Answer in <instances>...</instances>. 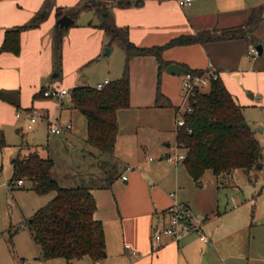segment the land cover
<instances>
[{
	"label": "crops",
	"instance_id": "1",
	"mask_svg": "<svg viewBox=\"0 0 264 264\" xmlns=\"http://www.w3.org/2000/svg\"><path fill=\"white\" fill-rule=\"evenodd\" d=\"M80 1L55 0L56 6L64 9ZM42 2L43 0H0V46L6 37V30L29 21L39 10ZM260 4L264 6V0H193L187 6L179 5V0H147L141 6L114 5L112 12L117 25L127 28L133 43L150 46L165 44L181 34H195L200 29L224 28L240 24L247 18L249 10ZM57 19L54 8L39 26L22 31L19 53L0 50V90L8 92L10 98L8 100L0 97V130L3 131L7 144L0 147V154H3L4 148L10 146L8 141L12 129L23 133V126L32 129L40 120H45L42 118L28 126L30 108H39L48 116L60 112V119L65 115L63 120L71 124L78 113L84 115L82 112L77 113V108L72 106L69 94L63 98L62 105L57 108L54 100L42 95V90L48 86L59 85L70 91L74 86L87 85L83 83L87 81V77H78L77 70L83 63L99 60L104 54L108 37L103 29L97 26L98 18L94 11L91 9L82 11L75 19V24H71L66 29L62 44V67L56 71L53 59V31ZM262 25L264 18L253 33L256 38L255 45L263 44L261 42L263 37L259 31ZM236 40L244 41L242 54L245 55L249 47L254 45L244 38ZM228 41L212 42L210 45L214 53L213 51L211 53L207 44L196 42L166 48L163 57L187 68L205 71L210 69V64H214L227 89L243 107L245 114V108L259 104L254 97L260 89L264 90V67L255 64L251 70H241V55L233 59L229 51L226 53L221 50L220 44ZM130 63L132 75L130 106L120 108L118 111L119 132L113 157L102 153L98 147L88 142L87 135L79 137L83 142L88 143L89 154L97 157L101 162L99 167L103 174H99L100 182H95L93 178L87 180H89L88 184L92 185L91 189L97 204L94 217L104 224L106 256L95 260L85 255L72 261L71 264H230L227 261L239 254L222 253L221 235L229 230H235L241 222L226 227L225 232L222 231V225L226 222L225 218L231 216L236 208L230 212L224 210L222 214L220 211L222 204L216 199L217 208L214 212L215 202L208 193L211 187L205 185L204 180L206 171L200 181H196L183 162L174 163L165 158V155L172 153V150L176 151L175 118L176 108L182 102L183 74H171L164 70L161 76V91L170 98L172 106L159 107L155 105L158 81V62L155 56L135 55L130 59ZM57 76L61 78V82L54 81ZM260 80L263 84L259 89L255 83ZM125 110L129 119L123 124L122 114ZM73 129L62 132L71 134ZM171 136L174 138V143L170 140ZM150 141L154 150V156L150 157L153 159L148 157L146 160L147 157L144 155V159L141 160L139 156L141 148L143 151L148 148ZM22 145H19V149ZM164 146L169 147L167 149ZM15 156L11 159L12 174ZM102 157L104 159H101ZM113 158L116 160L113 161ZM107 160L109 164L106 165V169L111 168L113 164L118 165V160L121 162L120 176L109 186L102 187L107 174L104 173L103 165ZM263 166L264 155L262 166L257 169L262 172ZM123 174H127L126 180L122 179ZM11 179L12 177L0 176V211L3 208L13 209L10 199L14 198L13 189L24 186L26 182L24 180L22 185L14 182L9 188ZM211 184L214 190L216 186L217 188L224 186V183H219L215 174ZM229 184L231 185V182ZM172 191L177 193L180 200L187 202L191 208L202 214V229L210 238L208 242L201 240L195 232H189L180 241L165 238L160 243L154 242L155 230L169 222L168 209L172 204L170 196ZM230 201L235 204L237 202L234 196ZM210 210L214 212L213 218L208 215ZM29 234L32 237L30 232ZM33 242L37 255L34 256L32 263L19 253H15L10 260L0 248V264H67L64 257L41 259L39 247L34 239ZM127 243L139 253V256L133 255L131 250L126 248ZM155 244L157 247L154 249L152 246Z\"/></svg>",
	"mask_w": 264,
	"mask_h": 264
},
{
	"label": "trees",
	"instance_id": "2",
	"mask_svg": "<svg viewBox=\"0 0 264 264\" xmlns=\"http://www.w3.org/2000/svg\"><path fill=\"white\" fill-rule=\"evenodd\" d=\"M147 0H81L69 8L56 6L55 0H43L39 10L22 25L9 28L0 46L2 51L20 52L21 32L34 28L47 19L56 8V16L63 14L77 19L86 9L94 11L98 18L97 26L106 33L107 45L116 43L125 50V69L118 79L109 80L102 89L93 85L74 86L69 91L72 106L86 117L87 141L94 144L104 154L113 157L119 132L117 114L120 108L130 106L129 60L135 55H154L158 62L155 105L172 106L168 96L161 91V76L172 63L165 60L166 48L185 44H203L245 38L254 42V31L264 18L262 4L252 7L247 18L240 24L224 28L200 29L195 34H181L162 45L139 46L130 40L127 28L117 25L112 7L141 6ZM162 1V0H160ZM75 24V21L72 23ZM66 29L55 26L53 31V59L56 71L62 67L63 39ZM193 74H204L203 69H192ZM9 93L0 90V97L10 99ZM179 147L185 151L183 163L192 178L200 181L205 171L212 170L219 183L225 177L231 179L236 168L251 172L262 166V145L255 135L252 125L246 119L243 107L239 105L221 77L210 80L208 90L198 92L193 111L185 113V125L176 134ZM3 131L0 130V147L6 146ZM27 151V152H26ZM104 162V161H103ZM103 170L107 173L102 187L109 186L120 176L118 167L113 164ZM54 159L41 155L39 147L24 143L13 162V176L10 187L19 179L30 181L31 189L38 194L55 192L43 207L26 220V226L40 250V258L64 257L67 264L85 255L99 260L106 252L104 224L94 217L97 208L92 185L75 184L66 186L52 174ZM18 230L16 227L9 238Z\"/></svg>",
	"mask_w": 264,
	"mask_h": 264
},
{
	"label": "rangeland",
	"instance_id": "3",
	"mask_svg": "<svg viewBox=\"0 0 264 264\" xmlns=\"http://www.w3.org/2000/svg\"><path fill=\"white\" fill-rule=\"evenodd\" d=\"M259 31L263 37L261 42L264 44V25L260 27ZM255 41L256 38H254V42ZM206 44L209 46L211 53L212 51L214 53L210 45L211 43ZM220 45H222V52L228 53L229 51L233 59H236L239 54L241 55V70H251L254 68L255 64L258 67H264V52L258 54L256 59H250L244 53L242 54L244 41L229 40ZM104 48V54L99 60L91 63H83L77 70V73H79L78 77H87V81L83 83L95 86L99 80L104 81L105 77L113 81L122 76L126 64L125 50L116 43H113L111 46L107 45ZM107 48H111L113 51L107 54ZM129 66L130 79L132 77L131 63ZM54 79V81L61 82L59 76ZM263 82L260 80V82H256L255 84L260 89ZM208 89L209 86L203 87V90ZM254 100L259 102V104L245 108L244 115L252 125L255 135L262 145V153L264 155V90L261 91L260 89V91L256 92ZM76 110L77 113L82 112L79 109ZM59 113L60 112L55 113L53 121L56 123H65L63 120L65 115L62 117L63 119H60ZM123 113L122 121L123 124H125V121L129 119L125 114L128 112L125 110ZM72 124L74 129L71 134H66V132H62L58 135L51 134L48 123L43 119L32 129L23 126V133H18L15 129H12L8 141L10 146L4 148L3 154H0V168L2 166L0 172L1 178L12 177L11 159L19 150V145L28 142L37 145L42 156L49 154L52 159H54L52 174L62 185L71 186L80 183L86 184L89 182V180H87L88 178H93L95 182H100L99 174H103L99 167L101 162L97 157L89 154L88 143L83 142L82 139L79 138L80 136L85 137L87 135L85 116L78 113L77 116L73 118ZM152 137L154 140V136ZM173 139V136H171L170 140L172 143H174ZM151 143L152 141H150V144ZM150 144L144 151L141 148L142 151H140L139 155L141 160L144 159V155L147 157L146 160H148V157L154 156V150L152 149V144L151 146ZM168 147L166 148L168 149ZM179 151L182 152L184 149L180 148ZM173 152H175V150H172V153ZM101 159H104V157ZM114 160H116V158H113V161ZM120 166L121 162L118 160V171H120ZM262 169V172L259 171L260 169H254L250 173L246 172L244 169L236 168L232 174L231 181L224 177L221 180L224 186L221 185L218 188L216 186L215 190L214 186L211 184L214 179L212 170H207L204 175L205 185L208 184L211 187V191L208 192L209 196L211 200L215 202L213 211L215 212L217 208L216 199L222 204L220 207L222 214L224 210L230 212L236 208V211L232 213L231 216L225 218V227L222 225V231L225 232L224 229L226 227H231L234 223L241 222L235 230H229L221 235L222 253L224 255H226V252L235 253V255L239 254L227 261L230 264H264V166ZM229 182H231V185ZM13 191L14 198L10 196L13 209H11L9 205L11 210L3 208L0 211V248L6 253L10 260L13 259L15 253H19V255L28 258L30 263H32L34 256L37 255V250L32 237H30L26 226V220L38 209L43 207V205L55 195V192L38 194L35 190L31 189V182L29 180L25 182L24 186L17 187L13 189ZM232 196L236 198V204L230 201ZM192 210L201 218V213L196 211L195 208H192ZM213 211H208V215L211 218L214 216ZM16 227L18 230L14 233L10 241L9 236L11 232H14Z\"/></svg>",
	"mask_w": 264,
	"mask_h": 264
},
{
	"label": "built area",
	"instance_id": "4",
	"mask_svg": "<svg viewBox=\"0 0 264 264\" xmlns=\"http://www.w3.org/2000/svg\"><path fill=\"white\" fill-rule=\"evenodd\" d=\"M193 0H179V5L187 6L191 4ZM258 51L256 45L249 47L247 51V56L250 59H256ZM183 82H182V102L176 108V134L179 129L185 125V113H191L193 111V103L197 101L198 92L203 90L204 86H209L210 80L212 78H218L219 73L216 70L214 64H210V69L206 70L204 74H193L191 72L183 73ZM109 80L105 79L103 82H98L95 86L98 89H102ZM69 94V91L65 87L57 86H48L42 90V95L54 100L55 106L58 108L63 103V98ZM29 124L31 126L37 123L40 119L44 118L48 123L50 132L53 134H58L62 131H71L73 129L70 122L65 123H56L53 121V116H48L41 109L33 107L29 109ZM181 147L176 145V151L174 153H168L165 155L166 160L172 161L174 163L183 162L186 155L185 151H179ZM150 159H153L150 157ZM131 167H128L130 169ZM128 178L127 174L122 175V179L126 180ZM24 180L19 179L15 183L17 185H22ZM10 188V185L8 184ZM172 198V204L168 209L169 213V222L167 225L155 230L153 233V240L156 243H160L165 238H172L176 241H180L186 236L189 232H195L199 235L200 239L204 242L210 240L209 236L204 233L202 229V218L198 217L190 207L187 202L180 200L175 191L170 192ZM126 248L131 250V253L135 256H139V253L136 250H133L129 243L125 244ZM154 249L157 245L152 246Z\"/></svg>",
	"mask_w": 264,
	"mask_h": 264
},
{
	"label": "water",
	"instance_id": "5",
	"mask_svg": "<svg viewBox=\"0 0 264 264\" xmlns=\"http://www.w3.org/2000/svg\"><path fill=\"white\" fill-rule=\"evenodd\" d=\"M75 21V18H72L68 16L67 14H63L60 17H58L56 24L60 27H64V29H68L70 25ZM256 49L258 51V54L263 53V44L259 43L256 45ZM111 48L106 49V53H110ZM166 71L171 74H182L187 73L189 70L187 67L183 66L182 64L172 62L166 67ZM104 256H106V252L104 253Z\"/></svg>",
	"mask_w": 264,
	"mask_h": 264
}]
</instances>
